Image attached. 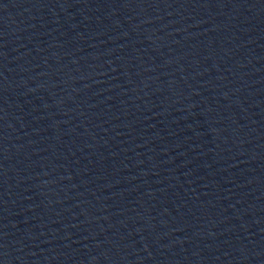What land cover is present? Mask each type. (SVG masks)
Instances as JSON below:
<instances>
[{
	"label": "water",
	"instance_id": "1",
	"mask_svg": "<svg viewBox=\"0 0 264 264\" xmlns=\"http://www.w3.org/2000/svg\"><path fill=\"white\" fill-rule=\"evenodd\" d=\"M0 264H264V0H0Z\"/></svg>",
	"mask_w": 264,
	"mask_h": 264
}]
</instances>
